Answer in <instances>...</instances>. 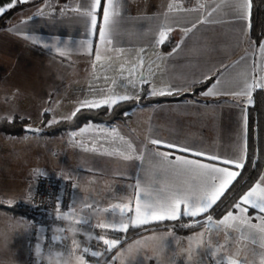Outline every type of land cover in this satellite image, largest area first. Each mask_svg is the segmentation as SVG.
Listing matches in <instances>:
<instances>
[{
    "label": "crops",
    "instance_id": "1",
    "mask_svg": "<svg viewBox=\"0 0 264 264\" xmlns=\"http://www.w3.org/2000/svg\"><path fill=\"white\" fill-rule=\"evenodd\" d=\"M32 1L18 8L8 25L0 29V107L3 111H12L10 115L0 114V118L12 119L22 114L30 120L34 118V121H30L33 126L40 127L46 109L49 115L46 125L52 120L67 119L79 101L105 94L95 89H105V85H111L112 81H115L116 90L120 94L125 90L131 94L132 89H126V82L121 81L120 67L121 62H125V67H130V61L135 59L140 49L145 50L143 55L146 64L152 65L154 78L149 75L148 79L153 80L158 88L169 84L184 87L210 70L227 68L220 87L225 91H233L239 87L240 73L245 67L251 73L254 61L259 62L264 55L258 47L264 39L256 44L250 37L249 28L241 32L244 28L242 24L225 22L198 25L177 55L161 59V54L167 57L182 37L179 30L174 31L168 40H174L173 46L167 51L154 43L155 33L167 22L163 13L167 12L168 3H182L188 8L203 3L208 6L207 11H211L222 5V0H117L120 5L119 24L114 43L124 54L109 53L115 57L111 63L93 68V56L81 45L86 39L95 43L97 37L87 33L85 21L76 13L59 15V8L65 4L86 6L88 0H59L54 18L34 15L44 4L42 0ZM9 2L0 0V6ZM30 16L33 18L27 24L20 23ZM197 16L196 12L181 13V19L189 21H195ZM216 19L227 21L231 18L225 16L223 7H220ZM12 28L15 32L9 31ZM57 47L63 48L69 55L60 57ZM242 57H246V60L242 61ZM104 76L110 79L105 81ZM261 91L264 96V90ZM202 92L175 101L137 104L126 112L125 118L109 122L88 121L57 135H49L41 128L39 132H25L21 136L7 135L28 138L18 149L1 151L0 200L6 205H10L9 201L11 205L25 203L30 208L32 182L40 172H44L49 176L70 178L75 182L70 213L72 217L82 220L83 215L95 225L118 217V209L109 214L95 212L93 209H85L81 214V210L86 203H92L97 209H112L116 203H128L130 198H134L136 182L148 183L153 166L158 167V164L148 157L141 162L106 154L123 150L125 144L117 140L115 144L109 145L102 137L94 142L92 137L97 135L94 130L84 136L78 135L74 138L75 142L70 140L71 133H79L80 129L89 125L93 129L115 128L124 141L133 143V147L140 151L152 148L149 142L151 138H160L186 143L220 157L237 158L241 154L242 145L245 142L247 145V134L242 137V121L246 112L248 129L250 105L245 108L229 96L204 97ZM93 148L95 151L85 150ZM245 161L246 158L243 164ZM261 176H264V169ZM156 180L177 182L171 170L167 173L157 172ZM250 215L254 216L255 211H251ZM0 221L7 222L6 227L0 226V264H30L27 252L32 227L31 213L29 217L16 216L0 208ZM253 223L258 221L254 219ZM200 232H204V229L185 235L173 230L154 231L117 246L104 262L121 264L122 260L123 264H215L217 257L239 251L243 255L238 258H246L248 264H252L255 255L264 254L258 238L253 243L251 238H245L240 233L226 235L222 230L211 234L204 232L211 248H194L189 254L188 239ZM169 233L172 235L169 236ZM209 235L210 240L207 239ZM160 238L164 239L163 247ZM137 241L146 243L137 244ZM217 246L224 247L214 257L212 252ZM130 247L132 251L128 252ZM70 262L79 264L80 260L76 258Z\"/></svg>",
    "mask_w": 264,
    "mask_h": 264
},
{
    "label": "snow or ice",
    "instance_id": "2",
    "mask_svg": "<svg viewBox=\"0 0 264 264\" xmlns=\"http://www.w3.org/2000/svg\"><path fill=\"white\" fill-rule=\"evenodd\" d=\"M31 2L32 0H10L7 5L0 6V16L16 7L17 4L23 5ZM42 2L44 7L38 9L34 15H47L54 18L57 13L59 0H55V3H53V0H42ZM220 7H223L224 15L230 17V20L216 19V13L220 10ZM251 7L252 0H222V5L212 8L211 11H207L208 6L203 3H199L194 8L185 7L182 3H168L167 12L163 13L167 18V22L163 23L155 33L154 43L155 45L163 46L176 30L181 32L182 37L167 54V57L161 54L160 58L167 59L177 55L186 39L198 28V25L225 22L240 23L244 26L241 29V32H243L250 27ZM119 8L120 5L117 0H88L86 6L78 5L73 7L65 4L64 7L59 8V15L61 16H67L74 12L83 18L87 33L97 37L95 43L91 39H86L81 45V47L87 48L89 55L93 56V68L97 67V65L103 66L104 63H111L115 57L110 56L109 53H119L121 56L124 54L123 50L116 48L114 43L119 24ZM187 12L198 13L197 19L195 21L181 19V13ZM32 18L30 16L20 21V23L27 24ZM9 31L15 32V29L12 28ZM24 38L28 37L25 36ZM33 43H36V41H33ZM45 46L47 47V45ZM258 47L264 54V42H261ZM56 51L62 58L69 55L60 47H57ZM144 51V49H140L135 59L130 61V67H125V62H121V81L126 82V89H132L131 94L127 90L120 94L116 90L115 81H112L111 85H105L107 91L97 87L96 91L104 92L105 94L79 101L78 106L67 117V120L69 122L72 121L84 109L92 111L107 108L111 112L124 102L130 100L139 101L140 94L144 91V85L146 84L149 85L148 95L151 97L184 95L186 92L191 91L195 85L203 84L207 85L206 90L201 93L204 97L229 96L232 101L237 104H243L245 108L253 103L254 92L264 90V75H261V72H264V55H262L259 62L254 61L251 73L247 67L240 73L241 80L236 90L225 91L220 85L224 82L227 68L210 70L184 87L169 84L158 88L153 80L148 79L149 75H153L154 78V73L151 63L146 64L145 62ZM241 60H246V57H242ZM137 69L140 71L137 72ZM145 69H147V73ZM256 69L260 70L256 71ZM103 78L105 81L110 79L108 76ZM47 111L46 109L44 114ZM9 122L11 123V118H9ZM59 122L52 120L48 126L50 127L52 124ZM93 130L97 134L92 137L94 142L102 137L103 141L109 145L115 144L117 140L125 144L123 150H116L106 154L122 157L124 160L135 159L141 162L145 160V157H148L158 164V167L153 166L154 170L148 183L136 182L134 185V198H130L128 203H116L112 206V209H97L92 203L84 205L81 214H83L85 209H93L95 212L103 214L119 210L118 217H112L110 221L97 227L106 231L126 233L129 228L145 227L164 221H179L187 217L190 218L191 223H185L184 227H200L209 234L221 230L226 235L240 233L245 238H251L253 243H256L258 238L260 247L264 248V176H261L258 182L243 193L222 218H214L211 214L214 206L217 205L225 192L229 190L232 182L240 174L237 170L244 167L243 160L246 158V142L242 145L241 154L235 159H230L200 151L186 143H175L160 138H151L149 142L152 148H144L143 151H140L133 147V143L124 141L115 128L105 130L97 127L93 129L92 125L80 129L79 133H71L70 140L75 142V137L78 135L84 136L85 133ZM247 130V114L245 112L242 121V137H246ZM39 131V129L33 128L26 129L28 133ZM25 138L27 139L28 137L26 136ZM85 150L95 151V148ZM170 170L177 178V182L169 183L156 180L157 172L167 173ZM11 203L9 201L10 205ZM57 207L59 209L60 204ZM253 210L255 215L251 216L250 212ZM67 211L71 212L70 206ZM81 218L83 222H87L86 217L81 215ZM254 219L258 223H253ZM204 232L189 237L187 249L189 254L192 253L194 248L202 246L211 248V244L207 243L205 239ZM168 235L171 236L172 233ZM148 239H156V237H149ZM160 239L161 247H163L164 239ZM207 239L210 240L211 235ZM100 242L104 245L106 252H111L120 244L119 239L107 237L102 238ZM143 243H146V241H137V244ZM177 243L179 244L180 241H177ZM222 247L224 246H217L212 255L217 257V253L221 251ZM127 251L131 252L132 248L130 247ZM85 252L99 259L97 252L87 248ZM245 252H247V249H245ZM240 255H243V253L237 251L226 256L217 257L215 264H248L246 258L243 260L238 258ZM121 264H123L122 260ZM260 264H264V254H262Z\"/></svg>",
    "mask_w": 264,
    "mask_h": 264
},
{
    "label": "trees",
    "instance_id": "3",
    "mask_svg": "<svg viewBox=\"0 0 264 264\" xmlns=\"http://www.w3.org/2000/svg\"><path fill=\"white\" fill-rule=\"evenodd\" d=\"M22 6H24V4H17L16 7L7 11L3 16H0V29L8 25V23L12 20L14 13L18 10V8ZM249 33L250 37L256 44H259L264 39V0H252ZM173 43L174 40L166 42L161 47L162 50H169L173 46ZM206 87L207 85L197 84L193 87L191 93H185L184 95L150 97L148 96L147 85H144V91L142 92L139 101L130 100L128 102H124L111 112H109L107 108H100L92 111L84 109L80 111L72 121L69 122L67 119L60 120L59 123H55L50 127L46 125V122L49 119V115L48 113H46L43 114V121L40 124V128L49 135H57L62 133L66 129L77 128L88 121L109 122L119 118H125L126 112H128L137 104L175 101L198 94L204 91ZM28 123L29 121L27 118L20 117L19 115H15L11 119V123L6 117L0 118V133L11 136H21L26 132L24 126ZM263 169L264 96L261 90H257L253 93V103L249 107L247 157L244 167L240 169V174L230 185L229 190L225 192V194L218 201L217 205L214 206V209L211 212L214 218H220L224 214H226V211L230 210L231 205L235 201H237L239 197L259 179ZM0 208L16 216L20 215L29 217L31 213L28 205H22L20 203L6 205L3 201L0 200ZM185 223H191L190 218L185 217L179 221H164L153 223L145 227L129 228V230L127 231L128 240L160 230H173L179 234L185 235L200 229V227H184L183 225Z\"/></svg>",
    "mask_w": 264,
    "mask_h": 264
},
{
    "label": "built area",
    "instance_id": "4",
    "mask_svg": "<svg viewBox=\"0 0 264 264\" xmlns=\"http://www.w3.org/2000/svg\"><path fill=\"white\" fill-rule=\"evenodd\" d=\"M75 186L70 178L46 173L35 177L30 198L32 227L27 252L30 264H45L42 258L33 256V245L39 246L42 254L59 252L69 261L79 259V264H105L110 252L104 250L101 239H119L117 246L127 241V232L106 231L71 216L67 208L70 206L72 210ZM86 248L97 252L99 259L88 255Z\"/></svg>",
    "mask_w": 264,
    "mask_h": 264
},
{
    "label": "rangeland",
    "instance_id": "5",
    "mask_svg": "<svg viewBox=\"0 0 264 264\" xmlns=\"http://www.w3.org/2000/svg\"><path fill=\"white\" fill-rule=\"evenodd\" d=\"M1 104V103H0ZM12 113V111H3L1 110V107H0V114H7V115H10ZM22 115V114H21ZM19 115L20 117H23L24 115ZM2 116V115H0ZM27 117V116H26ZM28 119V118H27ZM34 121V118L31 119ZM30 119H28L29 123L27 125H31L30 124ZM43 121V120H42ZM42 123V122H41ZM40 128V127H39ZM26 142V139H21V138H14V137H9L3 133H0V154H1V151L4 150V149H18L19 148V145L21 143H25ZM2 155V154H1ZM1 161H3V157H0V165H1ZM40 173H44V172H40ZM65 178V177H64ZM34 182V181H33ZM33 182H32V185H33ZM31 185V183H30ZM31 192H32V188H31ZM2 201V200H1ZM23 201V200H22ZM22 203V202H21ZM22 205H27L25 203H22ZM29 206V205H28ZM30 209V212H31V208ZM9 215V214H7ZM12 219H13V216H12ZM4 225L6 227L7 225V222H1L0 221V226ZM128 240V238H127ZM261 257L262 255H255V257L252 258L251 260V263L252 264H260V260H261Z\"/></svg>",
    "mask_w": 264,
    "mask_h": 264
},
{
    "label": "clouds",
    "instance_id": "6",
    "mask_svg": "<svg viewBox=\"0 0 264 264\" xmlns=\"http://www.w3.org/2000/svg\"><path fill=\"white\" fill-rule=\"evenodd\" d=\"M32 252L34 257L42 258L45 264H71V262L59 252L42 254L40 247L37 245H33Z\"/></svg>",
    "mask_w": 264,
    "mask_h": 264
},
{
    "label": "water",
    "instance_id": "7",
    "mask_svg": "<svg viewBox=\"0 0 264 264\" xmlns=\"http://www.w3.org/2000/svg\"><path fill=\"white\" fill-rule=\"evenodd\" d=\"M27 128L40 129L38 126L25 125V126H24V129L26 130Z\"/></svg>",
    "mask_w": 264,
    "mask_h": 264
}]
</instances>
